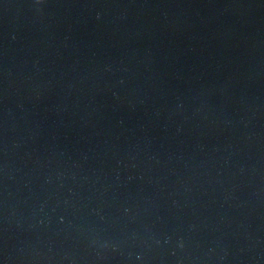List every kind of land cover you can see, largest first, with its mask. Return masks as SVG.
<instances>
[{"label":"water","instance_id":"1","mask_svg":"<svg viewBox=\"0 0 264 264\" xmlns=\"http://www.w3.org/2000/svg\"><path fill=\"white\" fill-rule=\"evenodd\" d=\"M0 264H264V0H0Z\"/></svg>","mask_w":264,"mask_h":264}]
</instances>
